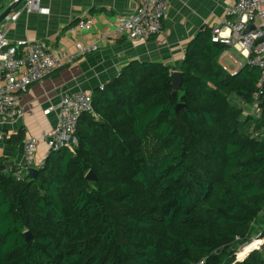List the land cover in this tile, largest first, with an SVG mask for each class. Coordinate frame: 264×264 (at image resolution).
<instances>
[{
    "label": "trees",
    "instance_id": "obj_1",
    "mask_svg": "<svg viewBox=\"0 0 264 264\" xmlns=\"http://www.w3.org/2000/svg\"><path fill=\"white\" fill-rule=\"evenodd\" d=\"M228 49L200 30L174 94L169 67L130 62L92 92L74 147L22 181L0 165V264H264V247L235 258L264 211V96L246 115L260 71L223 70Z\"/></svg>",
    "mask_w": 264,
    "mask_h": 264
},
{
    "label": "crops",
    "instance_id": "obj_2",
    "mask_svg": "<svg viewBox=\"0 0 264 264\" xmlns=\"http://www.w3.org/2000/svg\"><path fill=\"white\" fill-rule=\"evenodd\" d=\"M235 1L170 0L158 35L146 41L121 38L98 42L103 33L113 29L117 18L135 9L133 0H39L37 8L22 12L13 25L6 26L10 42L42 41L53 53L72 52L78 42L84 45L98 42V48L30 85L20 95L18 106L22 116L0 124V165L16 168L21 164L23 141L16 148L8 143L20 129L25 136L38 139L36 158L42 157L47 150L42 134L56 125L55 107L64 94L79 91L92 94L133 61L160 63L171 72H178L188 43L204 27L211 29L223 17L224 7ZM9 2H0V12ZM87 16L92 19L90 31L79 30L77 21ZM21 51L19 47L18 52ZM226 58L223 62L230 71L240 69ZM9 162L13 166L6 165ZM255 222L254 234L257 229L259 232L264 229V211Z\"/></svg>",
    "mask_w": 264,
    "mask_h": 264
},
{
    "label": "built area",
    "instance_id": "obj_3",
    "mask_svg": "<svg viewBox=\"0 0 264 264\" xmlns=\"http://www.w3.org/2000/svg\"><path fill=\"white\" fill-rule=\"evenodd\" d=\"M2 1L4 0H0ZM9 1L10 4L14 0ZM133 1L136 3L135 9L117 18L113 29L103 33L98 42L121 38L146 41L160 33L170 0ZM38 2L39 0H23L0 23V124H7L22 116V110L18 106L19 97L30 85L41 82L52 72L72 64L77 58L98 48V42L87 45L78 42L72 52L53 53L42 41L10 42L6 26L13 25L22 12H30L37 8ZM223 12V17L211 28V41L229 48L222 52L220 64L223 63V59L229 57L237 68L248 65L259 69L260 76L254 96L256 101L246 112V115L258 117L260 109L257 99L264 96V0H236L225 6ZM91 25L92 19L87 16L79 19L76 27L79 30L90 31ZM19 47H22L21 53L18 52ZM222 68L231 74L238 71H228L224 65ZM102 88L103 85L98 89ZM55 110L56 125L42 134L47 150L41 158H36L38 139L32 135L25 136L21 164L13 172L8 169L17 181H22L29 175L30 169L38 171L42 169L46 157L51 152L76 145L75 132L81 116L94 115L92 94L85 91L64 94ZM263 231L264 229L253 234L244 243L237 244L236 261H243L250 253L263 249ZM234 241L237 243L241 239L236 237Z\"/></svg>",
    "mask_w": 264,
    "mask_h": 264
},
{
    "label": "water",
    "instance_id": "obj_4",
    "mask_svg": "<svg viewBox=\"0 0 264 264\" xmlns=\"http://www.w3.org/2000/svg\"><path fill=\"white\" fill-rule=\"evenodd\" d=\"M23 0H14L13 2H11L6 8H4L1 12H0V23L5 19V17L11 12L13 11L16 7H18L21 2ZM250 28H252V26H250ZM172 77L173 80L171 82V86H172V90L171 93L174 94L177 91L180 90L181 88V84H182V74L181 72H172ZM183 107L182 104H178L176 106V109ZM6 165L8 166H13L12 162L7 163ZM38 174V170L36 169H30L29 170V176L30 178H34L36 175ZM87 180L89 181H95L96 178L93 175V173L91 171L88 172V174L85 177ZM25 240L26 242H30L32 240V235L30 234V232H25Z\"/></svg>",
    "mask_w": 264,
    "mask_h": 264
},
{
    "label": "rangeland",
    "instance_id": "obj_5",
    "mask_svg": "<svg viewBox=\"0 0 264 264\" xmlns=\"http://www.w3.org/2000/svg\"><path fill=\"white\" fill-rule=\"evenodd\" d=\"M256 223V222H255ZM255 223H254V225H253V227L255 226ZM256 232H259V229H257V231ZM253 236V235H252Z\"/></svg>",
    "mask_w": 264,
    "mask_h": 264
}]
</instances>
